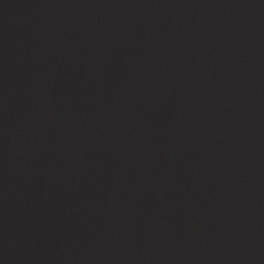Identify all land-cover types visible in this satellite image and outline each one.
Masks as SVG:
<instances>
[{
  "label": "water",
  "instance_id": "obj_1",
  "mask_svg": "<svg viewBox=\"0 0 264 264\" xmlns=\"http://www.w3.org/2000/svg\"><path fill=\"white\" fill-rule=\"evenodd\" d=\"M0 264H264V0H0Z\"/></svg>",
  "mask_w": 264,
  "mask_h": 264
}]
</instances>
